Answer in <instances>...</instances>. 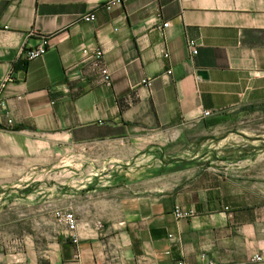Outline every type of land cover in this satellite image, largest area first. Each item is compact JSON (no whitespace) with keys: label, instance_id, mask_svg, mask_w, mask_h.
Returning a JSON list of instances; mask_svg holds the SVG:
<instances>
[{"label":"crops","instance_id":"crops-1","mask_svg":"<svg viewBox=\"0 0 264 264\" xmlns=\"http://www.w3.org/2000/svg\"><path fill=\"white\" fill-rule=\"evenodd\" d=\"M108 1L0 0V97L14 121L0 118V264L226 262L264 249L256 177L167 138L264 105V0ZM44 35L47 52L26 60ZM98 47L110 85L91 68ZM177 204L196 215L176 218ZM57 210L75 213L78 241Z\"/></svg>","mask_w":264,"mask_h":264},{"label":"rangeland","instance_id":"rangeland-1","mask_svg":"<svg viewBox=\"0 0 264 264\" xmlns=\"http://www.w3.org/2000/svg\"><path fill=\"white\" fill-rule=\"evenodd\" d=\"M183 129L169 132L167 138L187 142L189 151L203 144L215 158L237 162L236 170L256 177L264 190V105L226 113L214 124L199 122ZM78 158L83 157L77 153ZM80 171L84 169L77 168V174Z\"/></svg>","mask_w":264,"mask_h":264},{"label":"built area","instance_id":"built-area-1","mask_svg":"<svg viewBox=\"0 0 264 264\" xmlns=\"http://www.w3.org/2000/svg\"><path fill=\"white\" fill-rule=\"evenodd\" d=\"M126 0H109L106 4L107 9H111L114 5L123 4ZM83 20L86 21H93L96 19L95 13H89L82 16ZM170 22L166 21L163 23V27L169 26ZM189 47L191 48L193 54L198 52L197 43L195 40L189 41ZM49 48V37L44 35L42 41L37 46L30 48V49H23V55L26 60H32L36 57H39L47 52ZM88 52V49L84 50ZM91 68L94 72L98 73L101 77V81L110 85L112 83V73L108 66L103 61V49L100 47L94 50V59L91 63ZM171 72V70H168ZM143 83L151 84V79H143ZM213 111L211 110H204L202 114V118L209 117L213 115ZM4 116L6 119L7 125L13 124V118L10 114V111L7 109V102L5 99L0 97V118ZM59 221L64 222L67 224L69 229L71 230V237L74 241H78V234H77V217L73 211H62L57 210L55 212ZM174 215L176 218H189L196 215L194 209H184L180 207V205H175L174 208ZM260 262H264V249L257 250L253 252L248 258L239 261H226V262H217L211 259L207 253H202L201 258L199 261L196 262H189L185 259H178L176 264H257Z\"/></svg>","mask_w":264,"mask_h":264},{"label":"water","instance_id":"water-1","mask_svg":"<svg viewBox=\"0 0 264 264\" xmlns=\"http://www.w3.org/2000/svg\"><path fill=\"white\" fill-rule=\"evenodd\" d=\"M200 73L203 74L204 76H207L206 71H201Z\"/></svg>","mask_w":264,"mask_h":264}]
</instances>
